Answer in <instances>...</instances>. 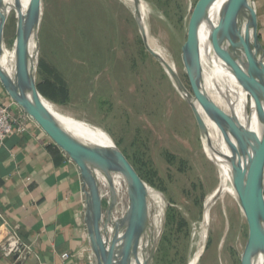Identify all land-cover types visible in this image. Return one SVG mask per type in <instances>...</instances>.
Listing matches in <instances>:
<instances>
[{
    "label": "rangeland",
    "instance_id": "1",
    "mask_svg": "<svg viewBox=\"0 0 264 264\" xmlns=\"http://www.w3.org/2000/svg\"><path fill=\"white\" fill-rule=\"evenodd\" d=\"M197 1H139L146 14L149 46L177 66L182 85L193 95L182 46ZM136 4L42 0L31 53L38 90L65 113L112 137L146 184L153 241L145 235L139 254L151 255L149 264H189L205 233L197 264H241L249 238L247 218L238 206L230 212L218 202L205 226L203 202L219 183L218 170L203 148L193 109L145 45ZM17 28L18 16L11 12L4 30L8 56L14 51ZM211 84L217 90L223 81L215 75ZM7 97L36 122L8 93ZM109 197L102 193V223ZM118 200L114 218L123 216L129 204L122 194ZM103 233L109 244L111 232Z\"/></svg>",
    "mask_w": 264,
    "mask_h": 264
},
{
    "label": "water",
    "instance_id": "2",
    "mask_svg": "<svg viewBox=\"0 0 264 264\" xmlns=\"http://www.w3.org/2000/svg\"><path fill=\"white\" fill-rule=\"evenodd\" d=\"M139 1L136 0L135 17L145 45L179 84V79L170 65L163 63L157 52L152 50L147 42L146 30L139 16ZM213 1H197L190 17L187 39L182 46V56L190 85L202 107L220 126L230 129L232 134L244 145V156H239L234 163V177L235 186L249 225V238L242 254L241 264H252L256 250L260 249L264 254V130L262 136L258 137L256 133L238 127L221 112L202 87V64L198 33ZM41 7L42 0H32L26 15L19 16L14 74L10 76L0 64V82L9 96L40 125L78 167L86 194L85 222L92 260L95 264H130L132 258L138 256L140 240L148 235L153 241V236L149 233L151 225L148 188L133 165L116 145L101 146L73 137L60 126L43 102L34 74L36 66L30 53L32 37L37 36L40 24ZM5 10L3 0H0V55L7 50L4 38L7 19ZM230 12L241 13L248 25L253 19L255 20V41L261 47L257 33L255 9L249 0H231ZM212 32L218 35L215 27L212 28ZM246 48L255 76L244 77L257 102L258 100L264 102V62L249 38H247ZM186 101L190 104L189 97H186ZM192 109L201 132L205 127L204 123L197 111L193 107ZM261 117L264 125V109ZM97 173H100L107 180L110 189L109 202L105 211V223H102V192ZM114 174L121 175L125 180L129 202L124 215L115 220L113 219V210L118 205V197L113 182ZM108 224L113 226L112 231L108 228ZM104 229L111 232L109 244H106L104 240ZM150 259L151 255L146 257L143 264H149Z\"/></svg>",
    "mask_w": 264,
    "mask_h": 264
},
{
    "label": "bare ground",
    "instance_id": "3",
    "mask_svg": "<svg viewBox=\"0 0 264 264\" xmlns=\"http://www.w3.org/2000/svg\"><path fill=\"white\" fill-rule=\"evenodd\" d=\"M127 1L136 4V0ZM230 1L231 0H214L207 10L206 17L204 18L205 21L199 27L198 36L202 64L201 84L208 96L230 121L238 125V127L244 130L246 129V131H252L256 133L258 137H261L264 130L261 117V113L264 109V102L262 100H258L257 102L256 97L245 80V77L255 76L251 67L252 64L246 52L247 38L250 39L251 44L258 51L263 62L264 53L260 45L255 41V24L248 25L241 13L230 12ZM31 2L32 0H3L6 16L8 17L11 12H15L18 19L21 15L25 16ZM42 9L43 7H41V12ZM139 16L144 24L146 35H148L149 28L146 22V14L141 5ZM214 27L217 29L218 35L212 32V28ZM34 37H32L31 40L30 53L35 49ZM15 46L16 40L13 53L8 56V51L6 50L0 55V64L10 76L14 74ZM157 53L160 60L163 63H168L176 74V77H178L179 84L164 67L175 89L183 99L186 100V97H189L190 105L197 111L202 119L205 126L204 130L200 132L203 148L218 170L219 183L215 189L205 197L203 202L205 226L207 227L209 222L212 207L218 202L222 208L224 206L226 209L230 210V212L238 206L240 208L239 211L241 210L242 215L246 217L239 193L235 186L234 177V163L239 156H244V145L232 134L230 129L225 126H220L202 107L196 96L186 90L187 88H184L180 80L177 66L169 61L163 53ZM215 75L223 81L221 88L216 86L218 88L217 90L211 84ZM42 100L60 126L73 137L101 146L115 145L112 137L103 131L83 121L77 120L72 115L65 113L56 104L49 102L43 97ZM97 178L99 179L100 189L101 185L103 188L101 192L109 196L110 189L107 180L100 173H97ZM113 182L117 197L122 194L123 197L127 198V184L121 175L114 174ZM227 214L229 215V212ZM113 219L115 220L117 218L113 217ZM156 225L158 226V224ZM108 228L111 231L113 230L111 224H108ZM205 240L206 233L203 236L201 247L189 264L198 263ZM140 248L139 242L138 256L132 258L130 264L144 263L146 257L144 258L139 254ZM252 264H264V254L260 249L256 250L252 259Z\"/></svg>",
    "mask_w": 264,
    "mask_h": 264
},
{
    "label": "crops",
    "instance_id": "4",
    "mask_svg": "<svg viewBox=\"0 0 264 264\" xmlns=\"http://www.w3.org/2000/svg\"><path fill=\"white\" fill-rule=\"evenodd\" d=\"M254 9L264 48V0H255ZM0 100L19 113L1 82ZM26 125L25 132L15 128L0 147V242L8 227L18 226L30 252L25 260L0 252V264H95L87 257L79 169L37 122ZM63 253L69 257L62 259Z\"/></svg>",
    "mask_w": 264,
    "mask_h": 264
},
{
    "label": "built area",
    "instance_id": "5",
    "mask_svg": "<svg viewBox=\"0 0 264 264\" xmlns=\"http://www.w3.org/2000/svg\"><path fill=\"white\" fill-rule=\"evenodd\" d=\"M249 2L254 6L255 0H249ZM11 109L9 105L0 100V147L4 145L6 138L15 128L20 132H25L27 121L32 120L21 112L14 114ZM0 252L6 258H13L17 255L21 260L27 259L30 247L20 236L18 226L7 228L6 234L0 242ZM61 257L66 259L69 254L63 253Z\"/></svg>",
    "mask_w": 264,
    "mask_h": 264
},
{
    "label": "trees",
    "instance_id": "6",
    "mask_svg": "<svg viewBox=\"0 0 264 264\" xmlns=\"http://www.w3.org/2000/svg\"><path fill=\"white\" fill-rule=\"evenodd\" d=\"M43 92V91H42ZM44 93V92H43ZM45 94V93H44Z\"/></svg>",
    "mask_w": 264,
    "mask_h": 264
}]
</instances>
